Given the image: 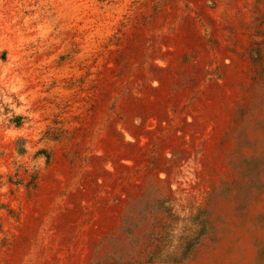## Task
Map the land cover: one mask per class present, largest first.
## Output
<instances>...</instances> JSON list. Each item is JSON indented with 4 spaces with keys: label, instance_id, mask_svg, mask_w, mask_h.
Listing matches in <instances>:
<instances>
[{
    "label": "rangeland",
    "instance_id": "374dc122",
    "mask_svg": "<svg viewBox=\"0 0 264 264\" xmlns=\"http://www.w3.org/2000/svg\"><path fill=\"white\" fill-rule=\"evenodd\" d=\"M0 264H264V0H0Z\"/></svg>",
    "mask_w": 264,
    "mask_h": 264
}]
</instances>
